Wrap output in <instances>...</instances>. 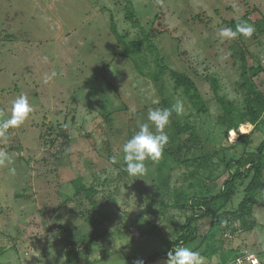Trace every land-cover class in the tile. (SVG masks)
Here are the masks:
<instances>
[{"label": "rangeland", "instance_id": "374dc122", "mask_svg": "<svg viewBox=\"0 0 264 264\" xmlns=\"http://www.w3.org/2000/svg\"><path fill=\"white\" fill-rule=\"evenodd\" d=\"M122 1L0 0V120L11 116L12 101L20 94L28 96L33 108L21 125L8 129L6 139L0 138V148L11 158V163L0 165V264H64L69 236L93 229L88 217L97 220L96 230L102 236L87 251L90 262L81 253L78 264H133L166 250L171 233L179 230L175 222L180 224L186 218L187 207L182 204L188 196L180 191L193 180L183 164L164 152L158 161H145L147 170L142 177L124 170V143L141 123H149L155 132L147 119L150 108L184 102V114L173 112L164 129L168 135L165 148L170 150L180 146L185 151L182 141L189 133L177 135L174 121L192 112L189 121L200 142L189 143L192 150L185 151L187 158L220 149L238 156L244 146L255 150L264 141V113L255 129L246 123L236 134L224 133L218 123L221 107L206 79L218 78L219 93L242 107L241 61L238 53L232 54L233 40L218 35L227 28L223 21L240 16L242 0H131L140 19L153 10L163 11L170 30L153 38L168 67L154 80L141 76L129 60L118 56L121 45L109 28V15L126 40L138 31L124 19ZM250 3L264 14V0ZM202 12L210 19L208 25L189 20ZM241 38L253 56L246 62V75L250 64L263 68L253 80L264 94V34L254 27L251 37ZM178 47L186 52L191 66L181 60ZM169 69L190 76L205 102V112L189 111L183 93L173 94ZM53 71L57 76L44 83L45 74ZM250 130L254 131L248 145L240 135ZM178 153L184 157L183 152ZM225 176L208 181L211 192L220 188ZM76 178L85 188L93 187L90 199L75 194L71 180ZM247 182L238 181L227 209L232 210L241 200ZM258 188L251 228L244 231L232 220L236 232L222 235L224 251L208 264H238L236 252L244 260L241 264H250L245 257L264 250V185ZM209 222L197 221L199 237L184 246L195 250ZM154 225L161 233L148 235ZM82 246L77 243L74 248Z\"/></svg>", "mask_w": 264, "mask_h": 264}, {"label": "trees", "instance_id": "16d2710c", "mask_svg": "<svg viewBox=\"0 0 264 264\" xmlns=\"http://www.w3.org/2000/svg\"><path fill=\"white\" fill-rule=\"evenodd\" d=\"M123 1L124 19L136 27L138 31L134 38L126 40V35L120 33L117 29L112 14L109 15V28L121 45V51L118 53V56L129 60L141 76H148L154 80L165 74L168 69L164 63V57L160 55L153 41V38L160 34L165 32L170 33L164 22V12L153 10L152 13L142 17L141 19L143 20H141L136 16L135 7L131 0ZM242 4L243 11L240 16L231 17L228 21H223V23L226 24L227 28L235 29L238 23L247 22L248 24H253L259 34H264V14L262 10L257 5L251 4L250 0H242ZM206 17L207 15L202 12L191 15L189 20L196 24L208 25L210 19ZM241 37L242 35H239L237 38L232 39L235 44L232 54L238 53L237 56L241 61L240 66L243 69L240 74L243 80L238 85L240 88H244L242 107L235 106L232 101L227 100L224 95L219 93L218 78L206 76V79L210 83L212 96L221 107L218 123L223 128L224 133H236L239 126L246 123L253 125V129H255V125L262 113H264V94L253 80V77L262 72L263 68L260 65L253 66L250 64L247 68L249 70L247 72L248 75H246V62H251L253 56L248 51ZM227 40L229 39L226 38ZM177 52L181 60L185 62L186 67L191 66L189 59L185 57L186 52L181 50L180 47H178ZM144 68L151 69H148V72L145 73ZM168 72L173 80V94L176 95L178 91L183 93L189 105V111H195L196 114L205 112V102L190 76L183 70L169 69ZM171 103H174V99H172ZM165 106L168 108L167 105ZM191 113L181 120L174 121V130L177 132V135L181 136L184 132L189 133L187 140L182 141V145L186 146L185 151L189 150V152L192 150L189 143L200 142L199 135L189 121ZM253 131L250 130L240 135L248 145L251 142L250 138ZM62 135L65 136L63 133ZM244 148L238 156L226 154L223 149H218L219 151H204L199 156L187 158L185 156L186 152L180 146L175 150L164 147L163 152L168 154V157L183 164L193 181H189L186 187L180 191L184 196H188V198L182 204V206L187 207L185 208L186 218L180 224L175 222V226L179 230L171 233L172 238L167 241L164 252L156 251L150 253L143 258L144 264H165L162 262L156 263V261L158 259L166 260L167 252L177 245H185L195 241L200 235L199 227L195 225L199 220L209 219L210 221L208 229L202 236L201 244L195 248V251H199L202 258L205 259L202 264H208L209 260L217 254L219 256L222 255L225 239L222 235L227 231L231 233L236 232V228H232L231 226L232 220H237L244 231L251 228L254 205L259 194L258 187L264 185V141L258 143L255 150L248 151L246 150V146ZM178 152H183L185 158L178 157ZM194 164L195 166L191 169L190 166ZM223 175L226 176L221 181L220 188L215 192H211L212 187L208 184V181L217 180ZM243 179H248V182L243 189L242 198L232 210H229L227 207L232 202V197L237 193L238 181H242ZM71 183L75 188V194L85 196L87 199H90L91 194L95 191L93 187L85 188L79 178L71 180ZM190 190L193 191L191 195H189ZM149 197L152 196L150 195ZM154 201L155 199L152 200L153 203ZM148 207H151L150 203ZM198 210H201L199 214L196 213ZM169 219L172 218L168 217L166 219L167 222H169ZM88 220L93 225V229L90 232L69 236L70 248L63 251L65 256L64 264H78V257L81 253H85L84 257L87 259L86 261L90 262L87 251L95 243L96 238H100L102 235L97 233V220L92 217H88ZM158 233H161V228L158 225L151 226L147 230L148 235H158ZM77 243H81L83 246L75 249L74 247ZM254 254L260 260V264H264L261 256L264 255V250L257 253L254 252ZM234 256L235 258L241 257L240 252H236ZM218 264L224 263L220 261Z\"/></svg>", "mask_w": 264, "mask_h": 264}, {"label": "clouds", "instance_id": "9594fccd", "mask_svg": "<svg viewBox=\"0 0 264 264\" xmlns=\"http://www.w3.org/2000/svg\"><path fill=\"white\" fill-rule=\"evenodd\" d=\"M253 32L254 27L251 24L240 22L236 25L235 29L222 28L218 35L221 38L232 40L239 35L251 37ZM56 76L57 73L55 71L51 72L50 75L45 74L44 83H48ZM32 111L33 108L28 96L25 94L17 96L12 101L11 116L0 120V138L6 139L8 129L21 125ZM173 112L178 116L184 114V102L182 100H177L168 108H150L147 119L155 126V132L151 130L149 123H141L138 131L124 143L122 148L124 170L130 176L135 178L142 177L147 170L145 161H158L160 159L164 147L168 143V135L164 129L170 123V117ZM111 159L113 163L117 162L115 157ZM5 162L11 163V158L5 149L0 148V165H3ZM10 171L14 172V169H10ZM248 256L245 259L250 261L251 264V259ZM255 257L258 261L257 256ZM202 259L199 251H195L189 246L177 245L167 252L165 264H202ZM133 264H144V261L143 259H136L133 261Z\"/></svg>", "mask_w": 264, "mask_h": 264}, {"label": "built area", "instance_id": "2783aa9c", "mask_svg": "<svg viewBox=\"0 0 264 264\" xmlns=\"http://www.w3.org/2000/svg\"><path fill=\"white\" fill-rule=\"evenodd\" d=\"M248 257L251 259V264L256 263L257 260H256L255 255L250 254ZM236 262H237L238 264H241V263H242V260L239 259V258H236Z\"/></svg>", "mask_w": 264, "mask_h": 264}, {"label": "bare ground", "instance_id": "6f19581e", "mask_svg": "<svg viewBox=\"0 0 264 264\" xmlns=\"http://www.w3.org/2000/svg\"><path fill=\"white\" fill-rule=\"evenodd\" d=\"M236 134V133H235ZM235 137V136H234Z\"/></svg>", "mask_w": 264, "mask_h": 264}]
</instances>
